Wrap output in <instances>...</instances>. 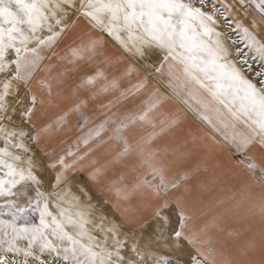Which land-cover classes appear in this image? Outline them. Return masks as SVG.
<instances>
[{"label": "snow or ice", "instance_id": "1", "mask_svg": "<svg viewBox=\"0 0 264 264\" xmlns=\"http://www.w3.org/2000/svg\"><path fill=\"white\" fill-rule=\"evenodd\" d=\"M0 264H264V0H0Z\"/></svg>", "mask_w": 264, "mask_h": 264}]
</instances>
